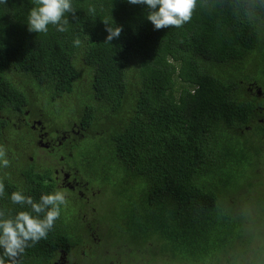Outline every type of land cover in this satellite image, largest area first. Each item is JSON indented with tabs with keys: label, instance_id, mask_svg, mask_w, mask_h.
<instances>
[{
	"label": "trees",
	"instance_id": "1",
	"mask_svg": "<svg viewBox=\"0 0 264 264\" xmlns=\"http://www.w3.org/2000/svg\"><path fill=\"white\" fill-rule=\"evenodd\" d=\"M53 2L63 5H0V52L15 53L13 68L26 77L17 86L0 70V264H51L79 244L53 223L52 170L19 153L38 157L28 142L45 133L52 149L81 127L98 142L83 150L86 166L128 183L133 211L121 230L136 243L125 248L151 242L153 264H264V184L219 182L245 159L248 181L264 182L254 164L264 161V0H71L62 32L52 26ZM44 92L71 105L76 126L48 115ZM172 179L177 198L160 206ZM241 219L255 232L241 234ZM109 250L105 236L82 258H116Z\"/></svg>",
	"mask_w": 264,
	"mask_h": 264
},
{
	"label": "rangeland",
	"instance_id": "2",
	"mask_svg": "<svg viewBox=\"0 0 264 264\" xmlns=\"http://www.w3.org/2000/svg\"><path fill=\"white\" fill-rule=\"evenodd\" d=\"M35 91V90H34ZM47 101H50L52 105L54 106V112L50 114V116L55 119L57 122H66L71 117L72 113V107L71 105H67L64 103H61L60 101H53V98L50 96L49 93L44 92V99L43 103L46 105ZM107 114V111H106ZM248 134H253V130L249 132ZM75 141L72 142L70 146V149L73 152L74 144L79 145V147L82 150L88 151L92 146L98 145V142L95 141H89L87 138H83L82 141L78 138ZM39 148V147H36ZM254 156V153H251V157ZM73 159V154L71 155L70 160ZM86 162L83 161V159H80L78 161V165L80 167V170H82V166H86ZM250 159H245V161L241 164L242 168H238L236 170H229L223 174V176L219 177V182L226 185H234V182H242L247 183L251 185L249 187L250 189L254 190L255 187H260L264 184L260 182L251 181V178H254V171L250 168ZM228 177V178H225ZM248 178L249 181H248ZM259 179V178H258ZM193 183H197V178H188ZM112 185L106 181H98V183H92L91 185L98 186V189L100 192H102L105 195V198L101 199L98 204L105 203L106 206L102 209V216H113L115 223L120 224L119 229H124L126 227L125 220L126 216L128 214H131L133 211V207L129 204L127 199V194L125 193L124 189L127 188L128 183H123L121 180H109ZM248 188V187H246ZM58 195H63L66 197L59 203V209L57 211V216L65 226L66 230L69 232V235L73 241L78 242L79 244L88 237V226L86 224V215L90 208V206H82L81 202L77 199L75 194L72 191L66 190L65 188H60L57 191ZM233 200V199H232ZM109 202H112V204L109 206ZM124 212H130L128 214H124ZM249 219V218H248ZM248 219L242 221H237V226H241V234L245 235L244 232L248 233H254L255 229H257L255 222L248 221ZM106 225H109L112 223L111 219H108L105 221ZM104 230V229H103ZM235 242L241 243V240H236ZM123 244L126 245V243L122 240H119L117 237H114L111 234H108L106 236V249L109 250V246L116 248L118 245ZM79 244L76 245V249H79ZM236 244H233L230 246L232 250L235 248ZM152 246L151 242L147 243L146 245L142 246L144 249H139L137 252L135 249L132 248H123L119 247V249L116 250V252H110L111 254H116V258L110 260L106 259L104 261L103 259L97 257V260L95 262L93 261H86L84 260L80 255L78 258H71V264H129L132 263H138V264H153L151 263L152 260H154L153 254L154 251H150V247ZM145 250L147 251V257H145ZM110 251V250H109ZM75 251L72 250V253ZM124 261H122V260ZM40 264V263H36ZM52 264V263H51ZM157 264V263H155Z\"/></svg>",
	"mask_w": 264,
	"mask_h": 264
},
{
	"label": "clouds",
	"instance_id": "3",
	"mask_svg": "<svg viewBox=\"0 0 264 264\" xmlns=\"http://www.w3.org/2000/svg\"><path fill=\"white\" fill-rule=\"evenodd\" d=\"M11 0H0V5L2 4H6L8 2H10ZM71 0H63V5H56L52 4V14H53V25L52 26H56L57 31H63L65 28V22L67 20L68 17H72L74 15V7L70 2ZM264 32V31H263ZM263 32H261L260 30L257 32V35L261 36L263 34ZM47 34V33H46ZM245 34L247 35V39L249 40H253V33H251L250 31V20L249 17L246 20L245 23ZM7 53L9 54V58L5 57L4 54ZM12 59H14L16 61V67L15 68H19L18 67V56L15 55V53L10 52V51H2L0 52V70H2L4 77L12 80L13 82H15L18 86V83H20V73L22 75V81L24 82L26 80V77L24 76L22 70L18 71L17 69L13 68L12 65ZM19 79V80H18ZM258 93V92H257ZM258 95V94H257ZM53 101L57 102V99H53ZM46 110L48 115L50 116L51 113L54 112V106L52 105V103L50 101H47L46 103ZM73 119V113H71V117L69 118L70 121H72ZM36 123V122H35ZM37 124V123H36ZM38 125V124H37ZM74 130V129H73ZM95 129L89 127L87 129H83L82 127L79 128V130H76V132L80 133L79 137L80 141L83 140V138H87L89 141H93V139H90L93 135ZM75 131V130H74ZM45 135L42 133L41 135H39L38 139H34L30 142H28L26 145V149H32L34 144L35 147H39V152H37L38 157H36L35 154H33L31 151L28 153H24V154H20V158L22 159H26L36 165H43L46 167H49L52 170V176H53V180L51 181V184L54 186L52 192H51V203L53 205L56 206L55 210H54V219H53V223H62L61 220L59 219V217L57 216V211L59 209V203L61 202L63 199H65L66 197H64L63 195H58L57 191L60 188H65V187H59L56 184L55 181V173L54 170L52 168V164L47 165L46 161L49 160L47 159V155L43 154L41 152V149H45V150H49L50 149V143L47 142L45 139ZM63 139V137L61 136L60 139H58L57 144ZM77 145V144H76ZM77 147L80 149V151L82 152V157L79 158L75 155V151L72 150L70 151V157L69 160L71 158V155L73 154V159L70 160L71 164H74L75 166L73 167L75 169L76 172V176L79 178L80 183L82 185H85L86 187L89 188V202H83V199L81 197H79L78 195H76L75 191L69 190L67 188H65L66 190L72 191L75 196L77 197V199L81 202L82 206L86 207V206H90L87 215H86V224H99L101 226V228L104 229V231L106 232V234H111L114 237H117L119 240H122L126 243V245L128 244H133L136 243L134 241V239H128L127 236H123L122 234V230L119 229L120 224L115 223V220L113 218V216H102V209L103 207L106 206L105 203L102 204H98V202L105 198V195L100 192V190L98 189V186L95 185H91L92 183H98V181H107L106 177L101 174L100 172L96 171L95 168L91 165V166H82V170H80V167L78 165V161L80 159H83V161H85L86 163H88L90 160L87 158V156H85V152L79 147V145H77ZM220 158L223 162L224 165H226L227 167L230 168H234V167H238L235 165V162L226 159L221 153H220ZM254 164H258L262 167V170L264 171V161L260 160V161H254ZM166 184L169 186V190L167 193L163 194L160 198L159 201V205L160 206H164V205H169L171 204L172 200H174L175 198H177L176 194H175V190H173L172 185L177 187V182L172 179L166 182ZM93 192L94 195L91 196L90 193ZM112 204V202H109V206ZM95 209V210H94ZM111 219L112 223L109 225H106L105 221ZM63 224V223H62ZM166 237H170L172 238V236L168 235ZM126 245H123L120 243V245H118L116 247V250L119 249V247H125ZM132 250V248H130ZM135 249V248H133ZM80 253L78 250H76L74 252L75 256L78 258V254ZM60 261L63 258H69L67 256L64 257H59ZM53 264V263H52ZM68 264H71L68 263Z\"/></svg>",
	"mask_w": 264,
	"mask_h": 264
},
{
	"label": "flooded vegetation",
	"instance_id": "4",
	"mask_svg": "<svg viewBox=\"0 0 264 264\" xmlns=\"http://www.w3.org/2000/svg\"><path fill=\"white\" fill-rule=\"evenodd\" d=\"M36 123L41 125L39 122ZM71 123L72 126L77 125V122L74 121V118L72 119ZM43 134L46 135L45 133ZM79 135L80 133L74 131L71 128L69 131L62 134L63 139L55 146V148L50 150L41 149V152L47 155L59 151L60 157L58 159L54 161L49 160L55 173V181L57 186L65 187L69 190L75 191L76 195L83 199V202H89V188L80 183L79 178L76 176L75 169L73 168L75 165L71 164L69 160L71 149L68 144L75 141ZM249 142L250 140H247V143ZM90 195L93 196L94 193L91 192ZM87 226V239L82 242V245L79 248L80 250L76 249V247L73 248V251L78 250L80 252L79 255L83 258L85 254L96 255L97 252L91 251V249L101 246L103 243V238L107 236L106 232L99 224L89 223ZM67 257L69 258H63L61 261L58 257L55 261H53V264H68L71 262V258H77L74 253L67 255Z\"/></svg>",
	"mask_w": 264,
	"mask_h": 264
},
{
	"label": "water",
	"instance_id": "5",
	"mask_svg": "<svg viewBox=\"0 0 264 264\" xmlns=\"http://www.w3.org/2000/svg\"><path fill=\"white\" fill-rule=\"evenodd\" d=\"M260 93H261V92H260V91H258V95H260Z\"/></svg>",
	"mask_w": 264,
	"mask_h": 264
}]
</instances>
